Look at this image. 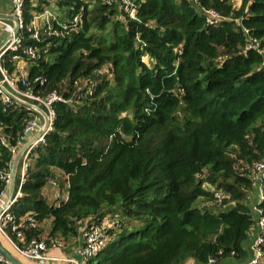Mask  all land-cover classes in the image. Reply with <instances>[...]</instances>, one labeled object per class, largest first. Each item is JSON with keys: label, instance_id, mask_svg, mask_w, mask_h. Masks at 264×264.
Segmentation results:
<instances>
[{"label": "trees", "instance_id": "trees-1", "mask_svg": "<svg viewBox=\"0 0 264 264\" xmlns=\"http://www.w3.org/2000/svg\"><path fill=\"white\" fill-rule=\"evenodd\" d=\"M107 1L57 0L65 25L53 21L57 34L40 29L38 39L28 27L44 1L22 3L19 48L35 54L28 89L65 101L52 104L9 210L14 224L31 213L36 227L4 232L22 248L48 246L106 217L108 240L85 264L245 258L246 197L264 161V0H130L131 12ZM11 57L0 58L9 72ZM31 116L0 96V191ZM50 180L65 184L66 199L46 202Z\"/></svg>", "mask_w": 264, "mask_h": 264}, {"label": "built area", "instance_id": "built-area-1", "mask_svg": "<svg viewBox=\"0 0 264 264\" xmlns=\"http://www.w3.org/2000/svg\"><path fill=\"white\" fill-rule=\"evenodd\" d=\"M9 3V14L10 17H15L17 23L11 19L0 17V45L5 41L4 48L0 50V58L6 52L12 53L13 70L12 72L7 71L0 64V84L5 86L12 93L22 98L23 100L34 104L39 107L44 115L38 113L33 109H25L31 111L32 116L28 123L26 124L23 133L20 138V143L11 149L13 157H15L21 147L24 149L21 151L19 158L20 165V183L24 181L25 173L27 167L31 161L30 152L38 144L44 142V135L50 130L53 110L52 104L56 101H65L59 94L50 93L45 97L36 95L28 89V82H26V69L27 63L25 60L34 58V50L31 47H24L22 49L20 46V37L18 34L19 28H21V8L24 0H7ZM30 2H37V0H29ZM41 11H33L32 19L29 22L30 37L33 39H38L40 35V29L47 31L49 34H57L52 30L51 23L54 21L57 25L64 26L65 22L58 19L54 10L56 9L57 0H43ZM112 0L107 2L110 4ZM127 11H132V6L130 0H120ZM215 17V14H212ZM80 20L79 15L73 18L72 24H76ZM17 26L16 33L14 29ZM253 46V45H251ZM0 96L4 101H13L8 96H6L0 89ZM17 103V102H16ZM37 134L34 138L31 137ZM253 178L255 183L258 184V198L256 203L252 206L253 218L256 234L250 240V250L251 257L243 264H260L264 260V252L262 249V244L264 242V212L260 210L257 205L261 199H264V161H259L253 164ZM5 181V187L0 191V233L4 235L8 240L13 249H15L18 254L25 258L26 260L33 261L39 264H85V262L99 252L108 240V229L110 222L105 217L100 223L91 222L86 224L81 229L79 239L80 245L76 252V257L73 256H54L50 252L54 249H60L66 247L65 242L62 239H56L51 241L47 246L45 240L36 241L33 240L28 243L25 247H19L16 242L10 240V238L4 232L5 229L11 225V230L14 231L20 226L36 227L34 217L31 213L25 214L17 224H14L13 217L9 213L13 199L6 201L8 184L10 179V172L2 176ZM49 181V184H51ZM52 185V184H51ZM57 185L56 183L54 184ZM17 236L21 242V233L17 231ZM0 261L3 264H12L9 262L1 253ZM205 264H216V260L211 258Z\"/></svg>", "mask_w": 264, "mask_h": 264}, {"label": "crops", "instance_id": "crops-1", "mask_svg": "<svg viewBox=\"0 0 264 264\" xmlns=\"http://www.w3.org/2000/svg\"><path fill=\"white\" fill-rule=\"evenodd\" d=\"M240 2V1H239ZM9 3L7 0H0V14H5L8 15L9 14ZM38 133L34 134L32 138H34L35 136H37ZM54 173L56 174H61V171L58 169H53ZM17 175H19L20 172V167L18 166V163L16 165V171ZM258 184L255 183V186L253 188L251 197L248 198V202L251 205V207L256 203V200L258 198ZM17 194V196L20 195L18 188L16 187V183L14 186V190H13V195ZM41 194L44 197V199L46 200V202L48 204H54L57 202V200H61V199H65L66 195L62 194L61 190H59L58 186L56 185H51V184H47L45 185L42 190H41ZM50 224H51V218L47 219L44 223H43V233L47 234L50 228ZM254 234H256L254 227L251 228V230L249 231V236L247 238V240L244 242V247L247 251V256L243 259H236V258H225L224 260H222V262H220V264H243L244 262H246L250 257H251V250H250V240L253 238ZM66 243V247L60 248V249H54L53 251L50 252L51 255L54 256H73L76 257V252L78 250V247L80 245V239L79 236H77V238L72 239V240H68ZM0 245L2 248L6 249L8 252H10L11 254H13V256H15L16 258H18L23 264H39V263H35L33 261L30 260H26L25 258L21 257L18 252L13 249V247L11 246V244L9 243V240L0 233ZM53 264H61V263H53ZM183 264H198L196 261H194L193 259H187ZM260 264H264V260L262 261V263Z\"/></svg>", "mask_w": 264, "mask_h": 264}, {"label": "water", "instance_id": "water-1", "mask_svg": "<svg viewBox=\"0 0 264 264\" xmlns=\"http://www.w3.org/2000/svg\"><path fill=\"white\" fill-rule=\"evenodd\" d=\"M0 17L3 18H7V19H11L12 21H14L15 23H17V19L15 17H10L8 15L5 14H0ZM17 30V26L14 29V33H16ZM8 42V40H5L1 45H0V50L4 48L5 44ZM0 89L2 90V92L8 96L11 100L17 102L18 104H20L23 107H28V109H33L35 111H37L38 113L44 115L43 111L35 106L34 104L27 102L25 100H23L22 98L18 97L17 95H15L14 93H12L10 90H8L5 86L0 84ZM25 147V146H24ZM24 147H21L17 153V155L13 158L12 161V166H11V172H10V179H9V185H8V195L6 197V201H9L13 195V190H14V186H15V171H16V165L17 162L20 158V154L21 151L24 149ZM0 253L12 264H23L18 258H16L15 256H13V254H11L10 252H8L6 249L2 248L0 245Z\"/></svg>", "mask_w": 264, "mask_h": 264}, {"label": "rangeland", "instance_id": "rangeland-1", "mask_svg": "<svg viewBox=\"0 0 264 264\" xmlns=\"http://www.w3.org/2000/svg\"><path fill=\"white\" fill-rule=\"evenodd\" d=\"M234 1V3L236 4V5H238L239 4V1L240 0H233ZM17 180V172L15 173V180L14 181H16ZM61 180V179H60ZM64 180V179H63ZM57 184V181H51V184L52 185H54V184ZM254 185V184H253ZM58 188H59V190H61V192H62V194L64 195H66V198H67V191H66V186H65V184L63 183V186L62 185H60L59 183H58ZM253 191V190H252ZM251 194H252V192L250 191V192H248L247 193V197H246V199H248V198H250L251 197ZM65 198V199H66ZM206 203H208V202H205V201H203V200H199L198 201V204H204L206 207H209V208H213V207H217V206H213L212 207V204L211 203H209V205H207ZM215 203H219V205L218 206H220V202L219 201H217V202H215ZM216 205V204H215ZM218 208V207H217ZM253 227V226H252ZM251 227V228H252ZM43 236L45 237L46 236V234L45 233H43ZM226 258V257H225ZM217 264V263H216Z\"/></svg>", "mask_w": 264, "mask_h": 264}, {"label": "clouds", "instance_id": "clouds-1", "mask_svg": "<svg viewBox=\"0 0 264 264\" xmlns=\"http://www.w3.org/2000/svg\"><path fill=\"white\" fill-rule=\"evenodd\" d=\"M13 158H14V157H13ZM12 161H13V160H12ZM17 163H18V166L20 167V165H19V160H18ZM11 166H12V164H11ZM18 176H19V179H20V172H19V175H18ZM18 182H19V183H18V187H17V188H18V190H19V188H20V184H21V183H20V180H19ZM48 184H49V183H48ZM8 185H9V184H8ZM57 186H58V184H57ZM19 193H20V191H19ZM7 195H8V190H7ZM16 197H17V194H16V196H15V194H14V195H12L11 199H13V201H14V199H15ZM11 199H10V200H11Z\"/></svg>", "mask_w": 264, "mask_h": 264}, {"label": "flooded vegetation", "instance_id": "flooded-vegetation-1", "mask_svg": "<svg viewBox=\"0 0 264 264\" xmlns=\"http://www.w3.org/2000/svg\"><path fill=\"white\" fill-rule=\"evenodd\" d=\"M9 172H11V168H10V171Z\"/></svg>", "mask_w": 264, "mask_h": 264}]
</instances>
